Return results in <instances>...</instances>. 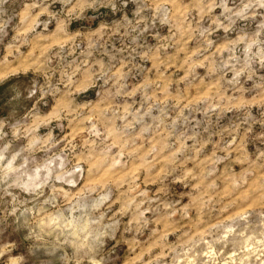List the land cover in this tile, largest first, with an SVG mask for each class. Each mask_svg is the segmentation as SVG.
Listing matches in <instances>:
<instances>
[{
    "label": "rangeland",
    "instance_id": "1",
    "mask_svg": "<svg viewBox=\"0 0 264 264\" xmlns=\"http://www.w3.org/2000/svg\"><path fill=\"white\" fill-rule=\"evenodd\" d=\"M0 264H264V0H0Z\"/></svg>",
    "mask_w": 264,
    "mask_h": 264
}]
</instances>
